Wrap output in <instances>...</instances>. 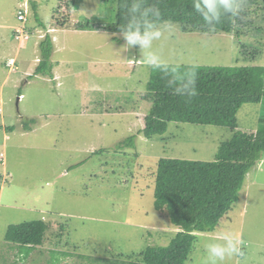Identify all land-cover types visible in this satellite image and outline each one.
I'll return each mask as SVG.
<instances>
[{
  "label": "rangeland",
  "instance_id": "1",
  "mask_svg": "<svg viewBox=\"0 0 264 264\" xmlns=\"http://www.w3.org/2000/svg\"><path fill=\"white\" fill-rule=\"evenodd\" d=\"M111 1L0 0V264H50V251L66 254L56 264L138 261L148 246H166L178 230L154 209L155 163L212 162L232 133L169 123L163 136L138 134L150 107L141 100L150 66L264 67V22L240 38L257 48L253 55L237 46L236 35L183 32L176 24L151 30L161 35L146 45H129L112 29ZM56 10L69 12L72 26L89 21L94 28H58ZM21 11L31 28L24 47L14 40ZM46 35L51 74L35 76ZM261 116L264 97L240 107L238 129L255 131ZM32 119V131H24ZM133 135L134 148L116 150ZM37 220L48 225L44 245L23 259L6 243V231ZM230 241L238 251L221 261L211 249H227ZM183 264H264V155L232 209L213 233L197 235Z\"/></svg>",
  "mask_w": 264,
  "mask_h": 264
},
{
  "label": "trees",
  "instance_id": "2",
  "mask_svg": "<svg viewBox=\"0 0 264 264\" xmlns=\"http://www.w3.org/2000/svg\"><path fill=\"white\" fill-rule=\"evenodd\" d=\"M111 3L112 29L116 33L124 34L139 28L143 35L160 25L176 24L183 32L236 35V44L246 55L248 52L253 55L257 48L250 50L240 38L252 30H261L260 25L264 22V0H231L230 10H226L220 0H214L212 9L207 8L203 0H112ZM59 8L62 9L61 3ZM31 9L36 13L34 4ZM63 9L71 12L68 5ZM69 12H54L51 20L56 27L94 28L89 21L72 26ZM22 14L25 17L23 11ZM25 21L26 17L17 22L31 35V28ZM37 23L41 25L39 21ZM40 49L41 59L34 75H50L52 41L49 35L41 42ZM193 88L197 93L195 96L191 95ZM141 93V100L150 104L138 132L145 139L163 136L169 123L216 126L232 133L229 139L220 143L212 162L160 158L155 163L150 177L154 209L165 212L171 226L178 230L166 246H148L137 253L138 261L103 260L108 264H183L197 235L215 231L220 220L237 202L247 173L262 160L264 116L259 118L255 131H244L238 129L237 112L242 105L259 103L264 97V67L153 64ZM35 124L36 120L32 119L23 122L22 127L31 132ZM11 129L5 128L6 131ZM134 141L133 135L121 142L116 150L134 148ZM47 227L41 220L11 225L5 241L17 249L19 257L26 259L44 245ZM49 254L50 264H56L59 256L66 255L55 251Z\"/></svg>",
  "mask_w": 264,
  "mask_h": 264
},
{
  "label": "clouds",
  "instance_id": "3",
  "mask_svg": "<svg viewBox=\"0 0 264 264\" xmlns=\"http://www.w3.org/2000/svg\"><path fill=\"white\" fill-rule=\"evenodd\" d=\"M203 3H204V5L207 8L212 9L214 0H203ZM220 3L223 4V6L225 7L226 10H230L231 9V0H220ZM197 7H199V5H197ZM19 13H22V11L19 12ZM19 13H17V14H19ZM156 14L158 15L159 13L157 12ZM17 21H19V20L17 19ZM160 35H161V33L158 30L157 31H153L151 33H145V34L142 35L140 33V31H139V28H137L135 31H126L124 33V38H125V40L127 41V43L129 45H132V44H135V43L139 42L143 46V45H146L149 42V40H151L152 38H159ZM16 36H20V39H16ZM14 40L19 45H20V42L24 43L25 41H28L29 38H28L27 32L24 31V29H21V30L17 29L15 31ZM22 47H24V44H22ZM152 62L155 63V59H153ZM6 67L9 68V69H13L8 64H6ZM191 95L192 96L197 95V93H196L194 88L191 91ZM211 251L216 257H218L221 261H223L224 258H225V253L226 252L234 253V252H237L238 249L236 248V245L230 241L229 242V246H228L227 249L222 247V246H216V247H213L211 249ZM239 254H240V252H239Z\"/></svg>",
  "mask_w": 264,
  "mask_h": 264
},
{
  "label": "built area",
  "instance_id": "4",
  "mask_svg": "<svg viewBox=\"0 0 264 264\" xmlns=\"http://www.w3.org/2000/svg\"><path fill=\"white\" fill-rule=\"evenodd\" d=\"M17 19L19 21H24L25 20V17L22 13H19L18 16H17ZM16 39H20V36H16Z\"/></svg>",
  "mask_w": 264,
  "mask_h": 264
},
{
  "label": "crops",
  "instance_id": "5",
  "mask_svg": "<svg viewBox=\"0 0 264 264\" xmlns=\"http://www.w3.org/2000/svg\"><path fill=\"white\" fill-rule=\"evenodd\" d=\"M20 47H22V45H20Z\"/></svg>",
  "mask_w": 264,
  "mask_h": 264
}]
</instances>
